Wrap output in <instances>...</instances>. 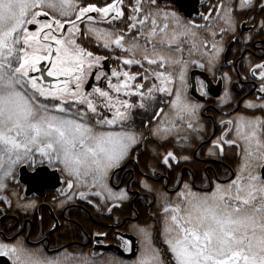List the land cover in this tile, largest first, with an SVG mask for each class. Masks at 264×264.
<instances>
[{"label":"snow or ice","instance_id":"snow-or-ice-1","mask_svg":"<svg viewBox=\"0 0 264 264\" xmlns=\"http://www.w3.org/2000/svg\"><path fill=\"white\" fill-rule=\"evenodd\" d=\"M197 5L0 0V203L28 212L38 206L36 192L60 184L58 207L82 202L111 217L132 201L127 177L136 175L133 183L155 197L158 209L152 223H128L138 252L119 234L130 260L87 244L49 247L43 232L0 233V258L10 264H264V55L256 60L249 52L242 62L240 79L253 81L252 96L242 101L231 72L222 70L225 63L234 67L225 58L229 42L246 49L256 36L264 40V0ZM257 47L264 53V44ZM192 66L214 78L220 73V104L252 111L221 117V133L208 146L217 159L226 148L236 150L231 171L203 177L200 190L177 174L165 190L145 177L191 159L165 146L192 147L208 131L205 105L188 91ZM197 83L208 97L212 81ZM149 145L154 162L144 163L145 173L139 165Z\"/></svg>","mask_w":264,"mask_h":264},{"label":"flooded vegetation","instance_id":"flooded-vegetation-1","mask_svg":"<svg viewBox=\"0 0 264 264\" xmlns=\"http://www.w3.org/2000/svg\"><path fill=\"white\" fill-rule=\"evenodd\" d=\"M241 31L245 35L247 34L246 28H242ZM262 44H264V40L256 36L246 49L231 42L226 45L225 58L226 60H232L234 67L233 65L225 63L222 70L231 72L234 78L233 91L238 101L252 96V90L249 88V85L253 82L251 78L248 81L240 79L245 74L246 67V64L242 62L245 61L249 52L252 53L256 60H259L264 53L257 46ZM196 71L202 73L204 76L198 73H195L193 76V72ZM219 75L220 73L217 72L214 78L209 72L199 67L192 66L190 68L189 95L205 105L201 116L202 122L208 130L207 134L203 141L196 140L192 147L181 149L179 147H173L172 145H166L165 148H171L178 154L182 152L183 155H189L191 159L188 161L181 160L179 165H175L174 163L173 170H167L163 166H158L157 171L159 177H145L150 182L163 183L161 185L166 190H171L174 180L177 174H179L182 179L192 182L196 190H200L203 177L207 176L209 181H211L218 174H222L225 169L231 171L236 166L238 158L235 155V149L229 150L226 148L225 157L222 159L210 157L207 154L210 141L221 133V126L219 124L221 117L228 119L237 111H245L248 113L252 111L245 110L242 103L233 105L232 108L220 104L219 97L223 94V83L219 81ZM198 79L205 80L206 83L212 81L209 86L210 95L208 97L201 96L197 90ZM237 83L242 85V88L236 87ZM256 114L260 115L259 112ZM151 147L149 145L145 149L148 154L141 157V164L139 165V168H142L145 173L148 172V169L144 167V163L154 162L151 160ZM165 148H161L160 151L163 152ZM129 171H135L139 175V169L135 165H130ZM124 177L125 173H121V178L123 179ZM136 179V175L127 177L129 186L132 188L133 199L124 207L125 214L122 215L120 224H116L115 220H108L101 217L90 206L82 202L64 208L58 207L54 201V197L58 195L57 189L62 187V185L55 184L54 187L48 185L35 193L38 199V206L28 212H24L15 206L8 208L5 204L0 203V233L11 236L16 232H21L25 237H38L43 232L49 247L58 248L59 245H78L84 247L87 244L88 247L96 250L94 247L97 245L117 244L123 249L118 239L119 234L130 233L129 229L126 230L129 221L132 223L139 222L142 217L141 213L149 209L147 199L143 195L144 191L141 190L139 184L133 183ZM27 195L31 198L33 193L30 191ZM140 197H144V199H140ZM132 212H135L137 215H131ZM53 224L57 226L55 229L52 228ZM117 229L118 233L114 236L113 232ZM96 232H108L109 235L107 237H96L94 235ZM83 238L87 239L85 240ZM97 240L103 241V243H95ZM41 243H44V241H41ZM99 252L105 253L102 251Z\"/></svg>","mask_w":264,"mask_h":264},{"label":"water","instance_id":"water-1","mask_svg":"<svg viewBox=\"0 0 264 264\" xmlns=\"http://www.w3.org/2000/svg\"><path fill=\"white\" fill-rule=\"evenodd\" d=\"M184 2L189 6L190 10L192 9L193 6H198L197 0H184ZM195 73L202 75V73L196 71V72H193V76ZM202 76H204V75H202ZM123 236H124V238L130 239L133 241L134 246H135L136 251H137V248H138L137 238L132 234H126V233H123ZM94 248L96 250L116 252L125 258H133L134 257L133 254L124 252V250L117 244L97 245ZM0 264H10V262L7 261V258H0Z\"/></svg>","mask_w":264,"mask_h":264},{"label":"trees","instance_id":"trees-1","mask_svg":"<svg viewBox=\"0 0 264 264\" xmlns=\"http://www.w3.org/2000/svg\"><path fill=\"white\" fill-rule=\"evenodd\" d=\"M211 2H215V0H211ZM156 187H164L163 185H160V184H158V183H153ZM161 184H163V183H161ZM165 188V187H164ZM165 190H166V188H165ZM148 195V194H147ZM146 198H147V196H146ZM151 199H153L152 201L154 202V200H155V197L153 196V195H151V194H149V197H148V201H151ZM150 205L152 206L151 208H149L148 209V211H146L145 213H144V216L142 215V217L140 218V223H143V222H145V221H147V222H149V223H152V219H150V217H151V214L153 213V212H156V211H158V209L155 207V203H150ZM153 207H155V208H153ZM153 208V209H152ZM152 209V212H150V210ZM114 212H115V215L114 216H111V217H109V215L107 214V213H103V214H100V216L101 217H103V218H106V219H110V220H115V217L116 216H119L120 217V220H121V218H122V215L123 214H125V211L123 210V211H116V210H114ZM126 230H128V227H127V229ZM131 232V231H130ZM124 259V258H123ZM126 260V259H125Z\"/></svg>","mask_w":264,"mask_h":264},{"label":"rangeland","instance_id":"rangeland-1","mask_svg":"<svg viewBox=\"0 0 264 264\" xmlns=\"http://www.w3.org/2000/svg\"><path fill=\"white\" fill-rule=\"evenodd\" d=\"M149 182H150V181H149ZM150 183H152V182H150ZM159 184H160V183H159ZM160 185H161V184H160ZM171 189H172V187H171ZM147 194H148V193L144 192V194H143V195H144V197H146V196H147V198H146V199H147V202H148V197H149V194H148V195H147ZM170 194H171V193H170ZM152 200H153V199H151V201H152ZM153 203H154V202H153ZM149 205H150V203H149ZM149 207L151 208L152 206L150 205ZM155 207H156V206H155ZM155 207H153V208H155ZM153 208H152V209H153ZM152 209L150 210V212H152ZM147 211H148V210H147ZM144 213H145V212H142L141 214L144 216ZM139 222H140V221H139ZM152 222H153V221H152ZM133 223H137V222H133Z\"/></svg>","mask_w":264,"mask_h":264},{"label":"bare ground","instance_id":"bare-ground-1","mask_svg":"<svg viewBox=\"0 0 264 264\" xmlns=\"http://www.w3.org/2000/svg\"><path fill=\"white\" fill-rule=\"evenodd\" d=\"M149 204V203H148ZM150 206V205H149ZM150 208V207H149Z\"/></svg>","mask_w":264,"mask_h":264}]
</instances>
